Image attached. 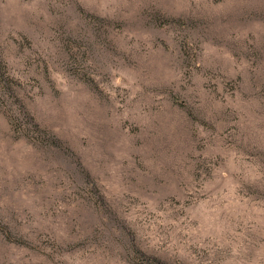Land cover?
I'll use <instances>...</instances> for the list:
<instances>
[{"label":"rangeland","instance_id":"1","mask_svg":"<svg viewBox=\"0 0 264 264\" xmlns=\"http://www.w3.org/2000/svg\"><path fill=\"white\" fill-rule=\"evenodd\" d=\"M0 264H264V0H0Z\"/></svg>","mask_w":264,"mask_h":264}]
</instances>
